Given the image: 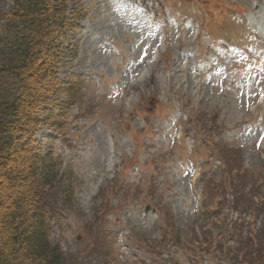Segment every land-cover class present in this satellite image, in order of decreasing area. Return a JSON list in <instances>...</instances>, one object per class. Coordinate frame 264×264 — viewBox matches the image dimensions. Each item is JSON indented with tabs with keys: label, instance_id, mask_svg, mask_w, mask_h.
I'll use <instances>...</instances> for the list:
<instances>
[{
	"label": "rangeland",
	"instance_id": "1",
	"mask_svg": "<svg viewBox=\"0 0 264 264\" xmlns=\"http://www.w3.org/2000/svg\"><path fill=\"white\" fill-rule=\"evenodd\" d=\"M78 1L79 6L86 8L87 17L79 23L81 30L69 40L71 46H77L76 58L68 69H60L59 76L72 75L78 79L82 90L77 91L82 97L78 96L79 103L68 113L65 139H57L45 128L36 135L43 151L52 152L74 173L69 174L76 186L72 208L60 215L61 226L55 228L53 237L67 253L73 252L77 264L104 262L103 254L93 251L101 238L106 246H111V264H141L140 258L143 264H161L160 260L150 259L143 248H133L131 243L135 242V235H142L149 242H156L162 236L160 217L152 206L143 217L141 185L146 175L155 174L154 184L161 191L158 199L170 206L183 234L205 227L199 200L203 172L190 168L195 167L198 152L208 155L207 146L195 138L186 139L184 145L182 138L174 141L175 125L187 128L186 118L174 100L187 113L192 109L202 111L198 117L200 132L204 138L214 140L210 153L218 151V159L224 158L229 166L248 171L244 180L238 179L240 187L233 190L235 203L254 201L250 191L252 182L256 175L258 182L261 177L264 179V136L261 135L264 103L256 111L255 102L257 90H264V0H223L226 11L231 10L223 16L220 9L224 5L219 0H200L204 8L207 6L215 16L221 17L213 19L212 36L200 37L197 20L205 11L194 1L147 0L141 7L132 0H74ZM8 6L3 0L1 12ZM148 14L154 17L155 31L150 30L152 19ZM207 23L210 25V21ZM228 26L237 27L241 37L238 41L247 45L250 58L246 52L227 49L219 40L216 33L220 28L221 34L235 40ZM161 27L164 32L159 30ZM163 35L166 41L162 45L158 37ZM143 95L144 100L140 101ZM144 122L150 126L145 135H140L139 142H144L141 146L145 147L134 155L128 131L142 130ZM125 125L131 126L127 133L123 131ZM188 129H195V125H188ZM122 154L128 156L126 159L134 155L136 164L129 163L125 180L140 188L129 190L130 199L123 207L117 206L113 194L103 195L106 186L117 187L109 184L111 181L117 178L120 184L125 176V173L117 175ZM19 155L18 152L11 155L13 163L7 169L11 176L19 166ZM148 157L155 164L146 163ZM215 160V155L209 159L208 165L213 167L211 172L205 170L206 176L212 177L209 181L216 186L225 185V174L232 171L224 170L222 165L218 167ZM236 192L239 194L235 195ZM133 194H137L134 201ZM3 197L0 192V240L8 234L1 220L11 208L9 204L2 206ZM98 207L102 208L101 212ZM224 208L221 197L220 209ZM219 220H213L212 227ZM263 220L259 217L252 221V229L260 231L264 243ZM91 227L90 235L94 239L76 245L75 239L86 237ZM221 231L222 227L217 226L206 236L217 240ZM3 252L8 255L6 249ZM182 254L177 255L180 261L184 258Z\"/></svg>",
	"mask_w": 264,
	"mask_h": 264
},
{
	"label": "trees",
	"instance_id": "2",
	"mask_svg": "<svg viewBox=\"0 0 264 264\" xmlns=\"http://www.w3.org/2000/svg\"><path fill=\"white\" fill-rule=\"evenodd\" d=\"M6 2L8 8L0 10V192L2 206L11 208L1 220L8 234L0 240V264H77L73 252L67 253L53 237L60 215L71 209V173L61 170L51 152L43 151L36 134L41 128L57 138L67 134L68 113L79 103L82 96L77 89L82 90V85L72 75L59 76V72L76 58L77 46L69 40L81 30L79 23L86 19L87 10L74 0ZM17 152L19 166L11 176L7 169ZM245 176L241 170L235 174L243 180ZM166 216L161 238L167 232L168 241L160 240L153 249L169 251L183 244V233ZM247 222L227 226L226 243L213 249L209 236L199 243L205 251L213 250L221 264H264L261 233L252 232ZM91 229L86 235L92 240ZM102 240L93 251L103 254L102 264H109L111 248ZM171 264L180 263L173 259Z\"/></svg>",
	"mask_w": 264,
	"mask_h": 264
}]
</instances>
